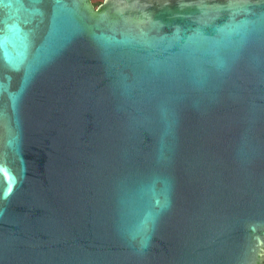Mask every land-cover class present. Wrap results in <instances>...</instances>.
<instances>
[{"label":"water","instance_id":"water-1","mask_svg":"<svg viewBox=\"0 0 264 264\" xmlns=\"http://www.w3.org/2000/svg\"><path fill=\"white\" fill-rule=\"evenodd\" d=\"M0 264H264V0H0Z\"/></svg>","mask_w":264,"mask_h":264},{"label":"rangeland","instance_id":"rangeland-1","mask_svg":"<svg viewBox=\"0 0 264 264\" xmlns=\"http://www.w3.org/2000/svg\"><path fill=\"white\" fill-rule=\"evenodd\" d=\"M103 0H92V3L97 7Z\"/></svg>","mask_w":264,"mask_h":264},{"label":"snow or ice","instance_id":"snow-or-ice-1","mask_svg":"<svg viewBox=\"0 0 264 264\" xmlns=\"http://www.w3.org/2000/svg\"><path fill=\"white\" fill-rule=\"evenodd\" d=\"M12 182L14 183V178L12 179Z\"/></svg>","mask_w":264,"mask_h":264}]
</instances>
